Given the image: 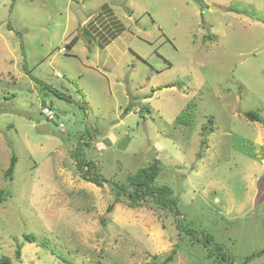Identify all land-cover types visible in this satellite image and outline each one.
Here are the masks:
<instances>
[{
    "label": "rangeland",
    "instance_id": "rangeland-1",
    "mask_svg": "<svg viewBox=\"0 0 264 264\" xmlns=\"http://www.w3.org/2000/svg\"><path fill=\"white\" fill-rule=\"evenodd\" d=\"M247 111L264 122V0H0V258L264 264ZM152 164L171 202L132 208L112 184Z\"/></svg>",
    "mask_w": 264,
    "mask_h": 264
},
{
    "label": "trees",
    "instance_id": "trees-1",
    "mask_svg": "<svg viewBox=\"0 0 264 264\" xmlns=\"http://www.w3.org/2000/svg\"><path fill=\"white\" fill-rule=\"evenodd\" d=\"M116 37H117V35L115 34V35H113L112 39H115ZM79 39H80L79 36L75 37L71 41V43L69 44V47L72 48L77 43V41ZM110 41L111 40H106V42L108 44ZM129 111H130V108H127L125 110L126 113H128ZM244 115L248 120L253 121V122H259V123H262L264 125L262 118L260 117V115L257 112L247 111L244 113ZM183 122H185V121H183ZM17 162H18L17 156L13 155L11 158V163H10V165L6 171V176L8 178L13 177ZM84 165H86V166L88 165V168H89L88 170H90L91 166L96 168V165L93 162H90V163L85 162V161L83 163L78 162V168L84 169L85 168V167H83ZM161 171H162V168L157 164H152V165H148V166L139 168L135 174L130 175L128 177L127 183L129 184L131 191H128V187L126 185H119L115 182H114V184H112V188L117 193V195L125 196L129 200L130 207H132V208L139 207L141 205L140 203L144 200L145 201L152 200L155 205H161L162 200L166 203H169V202H171L169 199L171 197V193H172L171 189H169L165 186L157 187L155 185V182L157 181ZM90 182H93L99 186L102 184V180L100 179L99 176H91ZM108 211L112 212L113 206L109 207ZM187 233H190V234L192 233L191 234L192 237H195V234L191 230L187 231ZM29 239H32V237H30ZM202 239L205 240V242H207L209 244L213 243V237L212 236H203ZM197 241H201V240H199V238H198ZM210 252L215 255L213 262H212L213 264H233L231 262L230 257H228L226 253H222L223 247L221 245L216 244L215 248L210 249ZM16 254H17L18 258L21 257V248H19L17 250ZM173 261H174V255L172 254V255L168 256L160 264H171ZM0 264H13V263H12L10 258L3 257V258H0Z\"/></svg>",
    "mask_w": 264,
    "mask_h": 264
},
{
    "label": "built area",
    "instance_id": "built-area-1",
    "mask_svg": "<svg viewBox=\"0 0 264 264\" xmlns=\"http://www.w3.org/2000/svg\"><path fill=\"white\" fill-rule=\"evenodd\" d=\"M42 113L49 118V120H54L56 115L55 112L49 107H44ZM63 127V126H62Z\"/></svg>",
    "mask_w": 264,
    "mask_h": 264
},
{
    "label": "flooded vegetation",
    "instance_id": "flooded-vegetation-1",
    "mask_svg": "<svg viewBox=\"0 0 264 264\" xmlns=\"http://www.w3.org/2000/svg\"><path fill=\"white\" fill-rule=\"evenodd\" d=\"M85 162H87V161H85ZM83 167H85L84 170L86 173L90 172L91 170H94V172H91V176H99L98 169L94 168L93 166L90 167V170H88L89 169L88 165L87 166L84 165ZM99 177L103 182H106V180L102 179L101 176H99ZM166 208H168V207H166Z\"/></svg>",
    "mask_w": 264,
    "mask_h": 264
}]
</instances>
